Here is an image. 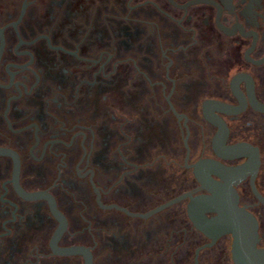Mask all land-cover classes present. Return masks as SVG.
Returning <instances> with one entry per match:
<instances>
[{
    "label": "flooded vegetation",
    "instance_id": "1",
    "mask_svg": "<svg viewBox=\"0 0 264 264\" xmlns=\"http://www.w3.org/2000/svg\"><path fill=\"white\" fill-rule=\"evenodd\" d=\"M206 173L264 250V0H0V264H209Z\"/></svg>",
    "mask_w": 264,
    "mask_h": 264
},
{
    "label": "water",
    "instance_id": "2",
    "mask_svg": "<svg viewBox=\"0 0 264 264\" xmlns=\"http://www.w3.org/2000/svg\"><path fill=\"white\" fill-rule=\"evenodd\" d=\"M207 104L208 103H206V105ZM214 165L218 170L214 172V174L224 179L226 174L225 168L217 163H214ZM204 183L207 184L205 189L210 195H200L197 197H192L191 194L183 195L151 211L143 217L153 215L189 196L191 198V203L189 205L190 218L195 227L212 240V243L202 248L210 247L221 237L231 235L233 239L231 252L234 264H264V250L258 248V222L254 215L239 206L237 194L231 185H222L215 181L211 177V173H206L204 175ZM103 208L120 209L115 205L103 206ZM54 213L61 222L60 228L57 230L54 237V241L57 243L66 229V223L55 206ZM209 213L215 214V216L208 218L207 214ZM57 254L67 256L82 255L85 259V264H93L90 250L84 247L59 249Z\"/></svg>",
    "mask_w": 264,
    "mask_h": 264
},
{
    "label": "rangeland",
    "instance_id": "3",
    "mask_svg": "<svg viewBox=\"0 0 264 264\" xmlns=\"http://www.w3.org/2000/svg\"><path fill=\"white\" fill-rule=\"evenodd\" d=\"M184 227H185V225H184ZM231 247H232V240H230V239L223 240L220 243L219 247H217V249L210 251V256H211L212 259L209 262V264H233ZM221 251H223V252H221ZM187 252L190 253V254L186 255L183 258L182 264H192V260L193 259L191 258V256H192V253H193V247L189 246L188 249L185 248L184 249V253L187 254ZM170 253L165 255L163 257V261H161V263H159V264H170ZM225 253L228 254V261H226L225 255L223 256V254H225ZM131 258H132V256H127L126 257L124 255L123 257L118 259V261L121 260L122 262L121 261L120 262L115 261L113 263L114 264H130V263H134L135 264V262H132ZM151 264H155V262L152 261Z\"/></svg>",
    "mask_w": 264,
    "mask_h": 264
}]
</instances>
